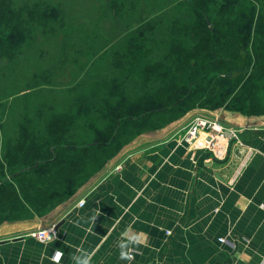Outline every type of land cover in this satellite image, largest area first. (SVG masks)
I'll list each match as a JSON object with an SVG mask.
<instances>
[{
  "label": "trees",
  "instance_id": "obj_1",
  "mask_svg": "<svg viewBox=\"0 0 264 264\" xmlns=\"http://www.w3.org/2000/svg\"><path fill=\"white\" fill-rule=\"evenodd\" d=\"M89 1L87 23L0 0V223L61 204L192 110L264 115V0Z\"/></svg>",
  "mask_w": 264,
  "mask_h": 264
},
{
  "label": "crops",
  "instance_id": "obj_2",
  "mask_svg": "<svg viewBox=\"0 0 264 264\" xmlns=\"http://www.w3.org/2000/svg\"><path fill=\"white\" fill-rule=\"evenodd\" d=\"M199 112L138 134L61 204L0 223V264H51L56 249L65 253L61 264H72L77 248L94 253L91 264H264V115L206 113L240 129L253 149L241 165L242 146L231 144L217 159L198 147L206 133L180 141ZM52 224V241L31 234ZM126 229L143 234V243L128 249L130 262L119 259L116 247Z\"/></svg>",
  "mask_w": 264,
  "mask_h": 264
},
{
  "label": "built area",
  "instance_id": "obj_3",
  "mask_svg": "<svg viewBox=\"0 0 264 264\" xmlns=\"http://www.w3.org/2000/svg\"><path fill=\"white\" fill-rule=\"evenodd\" d=\"M239 131L240 129L235 126L227 125L210 116L196 114L185 126L180 137V141L184 143H191L196 140L199 133H206V138H204L202 142L198 143V147H204V149L209 153V157L217 159L223 158L226 155L227 149L231 144L238 147L242 146L245 148L244 156L241 161V165H243L245 159L250 155L253 149L245 147ZM77 204L82 206L84 201L80 199ZM42 231H48L49 235L55 234V237L57 235L54 224L39 227L32 231L31 234L40 241L39 233ZM217 241L221 244L228 245L231 248L235 247L234 241L225 236L217 237Z\"/></svg>",
  "mask_w": 264,
  "mask_h": 264
},
{
  "label": "clouds",
  "instance_id": "obj_4",
  "mask_svg": "<svg viewBox=\"0 0 264 264\" xmlns=\"http://www.w3.org/2000/svg\"><path fill=\"white\" fill-rule=\"evenodd\" d=\"M98 216L99 213L96 216H93L91 218L92 221L95 222ZM142 236V233H131L130 229H126L124 232L121 233V238L116 241V247H118L119 249V259L121 261L130 262L133 259V257L129 254L128 249L130 246L142 244ZM39 238L41 243H46L48 241L54 240L55 234L49 235L48 231H42L39 233ZM64 255L65 253L62 250L56 249L49 258L51 264H61ZM93 255L94 253H89L81 248H77L75 254H69V259L71 260L72 264H91Z\"/></svg>",
  "mask_w": 264,
  "mask_h": 264
},
{
  "label": "rangeland",
  "instance_id": "obj_5",
  "mask_svg": "<svg viewBox=\"0 0 264 264\" xmlns=\"http://www.w3.org/2000/svg\"><path fill=\"white\" fill-rule=\"evenodd\" d=\"M16 2H17V4L20 6L21 4H24V3H28V4H31V3H33L34 2V0H15ZM51 2H54V3H57L58 5H60L63 9H64V11L65 12H69L70 11V9H72L73 10V14H72V18L73 19H77V20H85L87 23L88 22H91V18L90 17H88L87 15H88V13L86 12V9L88 10L89 8H90V5H89V3H90V1L89 0H78V1H75V4H74V6L72 5V3H71V1L70 0H50ZM94 0H91V2H93ZM97 1V0H96ZM100 12V10L98 9V13ZM106 27H108L107 25H105ZM42 37V36H41ZM39 39H41L42 40V38H39ZM51 48V47H50ZM71 68H72V65L71 64H69L68 66H65L63 69H62V71H61V73L59 74H56V76H54V79H53V81L55 82V83H58V84H60V83H62V82H64V81H66L68 78H67V76L69 77V73H70V70H71ZM196 110H199L200 112L199 113H202L201 115H204V116H209L208 114H206V113H208V112H214V111H209V110H205V109H196ZM189 113V112H188ZM182 118V117H181ZM180 119V118H179ZM168 125V124H167ZM117 154V153H116ZM115 154V155H116ZM114 155V156H115ZM113 156V157H114ZM112 157V158H113ZM225 157V156H224ZM223 157V158H224ZM111 158V159H112ZM210 158H212V157H210ZM111 159H109V160H111ZM220 159H222V158H220ZM108 160V161H109ZM107 161V162H108ZM106 162V163H107Z\"/></svg>",
  "mask_w": 264,
  "mask_h": 264
}]
</instances>
